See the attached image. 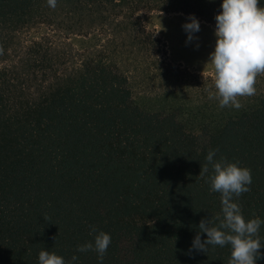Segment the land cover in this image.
<instances>
[{
    "label": "trees",
    "instance_id": "16d2710c",
    "mask_svg": "<svg viewBox=\"0 0 264 264\" xmlns=\"http://www.w3.org/2000/svg\"><path fill=\"white\" fill-rule=\"evenodd\" d=\"M221 2L0 0V264H38L41 250L98 264L77 247L100 231L111 237L103 264H227L229 245L189 251L202 219H223L205 157L217 150L214 160L251 170L249 191L233 200L245 220H264V81L237 97L240 109L220 108L214 78L168 62L136 18L183 13L215 25ZM59 23L69 35L98 26L101 39L76 50L67 36L31 37ZM111 26L117 37L104 39ZM143 73L164 82L146 100L133 84ZM259 236L264 246V224Z\"/></svg>",
    "mask_w": 264,
    "mask_h": 264
},
{
    "label": "clouds",
    "instance_id": "9594fccd",
    "mask_svg": "<svg viewBox=\"0 0 264 264\" xmlns=\"http://www.w3.org/2000/svg\"><path fill=\"white\" fill-rule=\"evenodd\" d=\"M212 2V0H210ZM50 7H55V0H48ZM260 0H222L220 11L215 19V45L209 54L207 65L214 73V97L220 108L231 106L240 109L242 105L237 97L255 94L257 75L264 73V7ZM188 22L182 24L186 33V43L192 42L200 31L198 19L190 15ZM217 150H210L206 157L204 172L211 165L209 176L210 191L220 194L222 221L218 226L210 227V220L202 219L199 232L192 241L189 251L205 252L209 246H230L227 264H257L262 258L259 230L264 220L259 217L245 220L238 203L233 197H239L249 191L252 183L251 170L239 166V162L229 163L223 158L214 160ZM201 174V173H200ZM96 232L90 226V235ZM200 233L206 239L201 241ZM111 243L109 234L98 232L93 242H86L77 247V252L95 251L98 264H103V257ZM73 262L77 257L73 255ZM38 264H66L63 257L54 252L41 250Z\"/></svg>",
    "mask_w": 264,
    "mask_h": 264
},
{
    "label": "rangeland",
    "instance_id": "374dc122",
    "mask_svg": "<svg viewBox=\"0 0 264 264\" xmlns=\"http://www.w3.org/2000/svg\"><path fill=\"white\" fill-rule=\"evenodd\" d=\"M189 16L190 15L183 13H163L143 10L136 15V18L143 22V25L148 31L152 32L157 38L163 41L166 47L168 62L176 66H182V68L188 69L191 73L214 78L213 69L211 65H207V63L209 54L214 50L215 25L193 15L200 23V31L194 34L197 39L186 43V33L181 26L188 22L187 18ZM61 22H63V20ZM60 23L59 25H55L56 32H54V28L42 27L33 31L31 37H40L47 33L54 35V37L58 39H64L67 36L70 38L68 42L72 44L76 50L94 46L98 44L101 39L102 35L100 34V28L98 26H92L89 32H87V29L81 31L75 28L76 30L73 31L74 34L69 35L66 32V28H64V26L61 27ZM105 34H107V36L103 37L104 39L111 40L117 37L116 32H114V26H111ZM150 75L152 74L143 73L133 83L137 99L146 100L158 95L159 86L164 82L157 77H152V79L147 78ZM261 77L262 81H264V73H261Z\"/></svg>",
    "mask_w": 264,
    "mask_h": 264
}]
</instances>
